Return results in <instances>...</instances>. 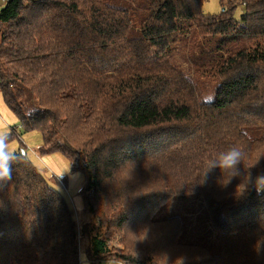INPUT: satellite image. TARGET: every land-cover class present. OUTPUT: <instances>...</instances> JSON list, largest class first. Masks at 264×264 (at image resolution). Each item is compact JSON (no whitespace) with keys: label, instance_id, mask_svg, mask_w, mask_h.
<instances>
[{"label":"trees","instance_id":"16d2710c","mask_svg":"<svg viewBox=\"0 0 264 264\" xmlns=\"http://www.w3.org/2000/svg\"><path fill=\"white\" fill-rule=\"evenodd\" d=\"M205 1L7 0L0 10V93L20 129L42 135L38 155L61 153L83 173L85 213L126 237L141 224L142 247L92 234V264H264V192L236 194L244 175L264 172V136L246 131L264 126V0H244L241 18L232 0L216 15ZM178 47L189 71L172 60ZM234 144L248 159L224 187L206 165ZM16 155L0 181V264H80L68 199ZM189 195L202 196L216 247L183 240L179 217L155 218ZM124 208L131 217L111 219Z\"/></svg>","mask_w":264,"mask_h":264},{"label":"rangeland","instance_id":"374dc122","mask_svg":"<svg viewBox=\"0 0 264 264\" xmlns=\"http://www.w3.org/2000/svg\"><path fill=\"white\" fill-rule=\"evenodd\" d=\"M141 1V0H140ZM244 0H232L233 4H237L234 10V17L241 18L245 14ZM7 0H0V10L5 6ZM227 0H206L203 5V12L209 15H216L226 9ZM185 53L183 48L178 47L172 51V60L181 66L183 69H188L185 62ZM169 58V56H168ZM131 60L129 58L128 62ZM0 129L6 132V135L13 134L17 131V135L11 144L15 145V154L20 153L23 149L27 158L33 162L34 166L42 172L47 180L55 186L68 199L74 214L79 230V249H80V264H92L96 260L88 257L90 252V237L92 234H103L105 237H110L111 247L124 250V246L134 248L142 247L146 241L137 230L141 228V224L132 220L128 232V237L121 236L120 228L113 230L109 227L110 220H106L102 215L95 217L85 213L83 198L80 195L81 187L84 181L82 172H74L71 169L69 160L61 153H52L40 156L38 155L39 148L43 145L42 135L38 131H30L24 133L19 126V119L6 105L2 93H0ZM247 133L251 137L264 136V126H256L247 128ZM121 177H124L129 171H123ZM106 185H109L108 183ZM105 185V186H106ZM204 201L201 195H189L186 197H176L174 200L166 204L157 211V219H163L169 216H176L183 220L185 224L186 241L200 242L216 247L217 232L211 227L208 214L203 205ZM131 213L124 208L117 214H112V220H118L123 214ZM111 223L116 224L112 221ZM108 231L114 232L109 234ZM105 264H117L116 261H107Z\"/></svg>","mask_w":264,"mask_h":264},{"label":"clouds","instance_id":"9594fccd","mask_svg":"<svg viewBox=\"0 0 264 264\" xmlns=\"http://www.w3.org/2000/svg\"><path fill=\"white\" fill-rule=\"evenodd\" d=\"M5 130L0 129V181L8 182L12 179V165L18 159L15 154V145L7 141ZM247 152L239 145H231L227 150L219 153L215 158H210L206 165V172L219 169L222 173L220 183L226 187L235 178L241 177V166L246 165ZM259 164H253L255 168ZM252 187L259 194L264 192V172L259 173L253 180L250 172L242 177L241 183L237 186L236 194L242 197Z\"/></svg>","mask_w":264,"mask_h":264}]
</instances>
